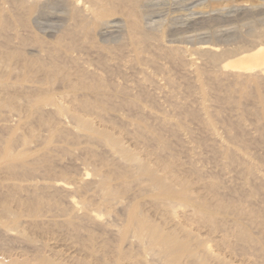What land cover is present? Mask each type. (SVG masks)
I'll return each instance as SVG.
<instances>
[{
    "label": "bare ground",
    "instance_id": "bare-ground-1",
    "mask_svg": "<svg viewBox=\"0 0 264 264\" xmlns=\"http://www.w3.org/2000/svg\"><path fill=\"white\" fill-rule=\"evenodd\" d=\"M147 1L0 0V36H2L4 41H10L9 39L13 38L19 44V47L12 51H8L4 44L0 47V65L10 69V61L15 59L20 64V70L23 75L34 70L40 74V76L36 77V80L30 81L26 79L18 85L10 84L7 81L1 82L0 93L8 96L10 89L20 88L22 89L21 92L29 90L30 93L26 102L29 101V103L36 106L35 111L39 113L48 110L57 119L59 131L70 129L75 136L84 137L85 139L95 138L101 142L113 157V160L122 163L126 169L133 171L131 176L133 181L146 194V199L142 201L141 206L146 207L149 213L158 220V222L150 221L143 214L141 207L133 204L120 228L112 229L106 226L109 229L108 232L115 235L120 245H110L105 241L101 245L100 254L95 256L93 255L91 244L93 238L90 234H87L83 240L79 238L80 234L79 232L77 233V229L80 227L79 222L58 220L59 222L57 221L56 223L71 231L70 240L74 241L78 251L95 262L102 264H108L107 257L109 255L113 258L111 264H139V261L120 263V260L128 257L127 253L121 249V245L124 248L132 245L138 247L141 255L150 256L155 259L157 264H233V239L243 242L247 248L257 246L264 256V238H252L247 231L239 226H234V223H231L229 219L232 215L244 218L252 217L256 212L220 198L219 196L225 195L219 192V188L215 183L202 180L201 169L198 168L199 171L194 168L193 172L190 173V168L185 165L176 164L173 160L162 159L161 154L165 149L169 148V144L163 140L161 134L152 133L149 129L135 124L133 121L121 122L128 130L126 134L132 137L130 139L139 144L138 149L131 150L125 147L120 137L114 136L107 130L96 129L92 120L85 117L86 115H92L98 120L112 119V115L105 114L102 106L115 102L118 94L132 92L128 91L133 90L132 88L130 89V87L125 85L124 87L122 86L123 84L120 86V82L118 86L116 79L115 85L111 82L112 79L109 73L112 74L113 72L115 75H120L125 70L121 71L120 69L122 68L115 66V68H120V72L116 69L113 71L114 69L111 70L109 66H114V62L112 61L113 63L111 62L112 64L110 63L109 66L107 64L109 62L106 63L107 57L116 61L117 58L125 55L126 50L132 52V56L130 53L128 55L132 57L130 61L135 69L134 65L137 64L140 67L141 62L150 65L155 64L154 57L141 55L143 53L147 54L146 52L149 51L153 53V56H160L175 66L183 65V67L187 66V60H189H186L185 55L192 53L195 55L194 58L197 56V59L201 58L205 65L210 64L212 67H216V73L212 77L215 82H233L232 84L238 86L240 90L246 88L264 89V18L260 24L256 23L259 19L251 21L248 30L238 31L234 35L226 34L218 38L214 34L215 36H211L210 39L208 35L206 37L209 41L205 39L200 41L202 38L195 41L196 37L188 41L185 38H180L181 36H178L180 40H176L172 36L175 40H170L169 38L167 40V37H170L169 28H167L168 21L166 23L165 20L159 21L158 19L157 22L151 21V24L146 21ZM217 1L205 0L198 4L197 0V4H194V7L191 6L194 12L191 11V8V10L188 8L194 16L198 17L196 18L192 15L195 18L192 26L200 25L202 27L206 25L208 27L212 24L216 18L212 13L217 9L214 7ZM250 7L246 4L238 6L239 9L245 12ZM51 8L59 10L61 14L59 20L63 25L61 24L62 29L60 31L58 29L56 36L48 35L52 40L49 46L41 44L38 47H34L28 44L27 40L23 39L17 32L8 31L10 23H18V26L27 28L37 22L39 17ZM260 8L262 7H258V9ZM195 14L201 15V17ZM245 14L246 16L250 15L248 12ZM254 17L252 16V18ZM218 19L221 18L218 17ZM115 25L118 26L116 28L121 30V38L113 45H110L102 41V38L106 36L107 30L115 27ZM204 28L202 27L203 30H207V28ZM213 30H210V32H214ZM179 33L176 35H179ZM98 42L101 43V47H98ZM83 48H85L84 56L87 53V48H93L96 52L105 53L108 56H105V59L100 56L102 58L98 60L97 58L100 54H97V62L94 64L96 67H93V64L90 66L88 61L78 58L77 54L80 57L83 55L80 54ZM91 52L89 53L93 55V50ZM72 53H77L75 55L78 57L74 58L76 56L74 55L73 57ZM88 54L85 56L86 58ZM223 58H225L226 62L222 61ZM88 59L90 58L88 57ZM121 59H119L120 61L117 59V61L122 63ZM218 62H225V64L216 66ZM119 63H115V65ZM99 66H102V68L100 69ZM133 68L129 67L130 70ZM123 69L128 68L123 67ZM136 70L138 71V69ZM136 70L133 73L136 74ZM104 72H107L109 78L104 79ZM141 72H143L142 75L144 74L145 78L149 79V83L151 82L150 80H153L147 74L149 72H145V70H141ZM194 75L199 83L197 91L188 88L186 93H200L205 100L206 91L201 86L203 73L196 70ZM105 77H107L106 74ZM107 79L108 81L110 79V82ZM166 82L171 87L175 85L169 80H166ZM49 84L58 85L59 88L61 87L67 91L60 95H56L53 92L50 93L52 89H50ZM41 85H44V87H41ZM135 97L133 94L132 98ZM177 103L172 101V103L168 104L173 107V111L181 113L184 106H179ZM120 105L128 107V104L120 103ZM139 113L141 114V111ZM187 114L195 117V113L192 111L187 112ZM152 116L156 120V117ZM160 117L157 119L158 121H155V123L157 122L156 126L160 128V132L171 131L173 123H170L164 117ZM66 119L74 125L72 128L65 127ZM39 121L47 123L43 117H39ZM206 122L209 123L208 119ZM2 129H10V127L8 128V126L4 125ZM81 131L85 132V134L80 133ZM30 136L36 137L34 134H30ZM231 137L236 141L241 140L237 133ZM150 141L155 143L152 150L140 146V144L146 145ZM217 142L215 143L217 144ZM11 143L12 140L7 141L0 155V174L8 178L16 177L19 169L24 166L25 161L24 154H14L10 150ZM22 144L27 145L25 139L22 140ZM220 148L221 151H219L223 155L221 164L241 167L246 178L257 183L263 182L262 179V181L257 179L258 173H262L250 162L246 161V157L241 159L239 153L230 149L226 144H221L218 149ZM27 171L32 170L28 169ZM114 173L118 176L120 175L116 171ZM88 178V172L83 171L81 173V183L88 180ZM32 184L24 186L10 183L5 186L6 189L10 190L8 197L12 198L18 205L22 203L18 191L27 189L28 195L26 197L29 202V218L22 219L5 202L0 206V253L5 254L3 256L0 255V264H65L43 256L39 251L41 246L32 242L23 231H18L17 229L19 225L24 224L30 230H39L32 231L42 233L40 231H43V229L40 225L50 223H46L48 221L44 222V220H37L36 218L38 217L39 206L42 203L41 197L36 191L50 192L49 188H51V191L62 192L66 198L67 208L71 210L72 218L74 219L79 218L80 221L86 220L94 223L98 220L99 215L93 214L91 211L84 212L81 215V211L86 208V203L76 201L73 195V197H70L69 193L71 192L77 194L75 191L77 188L72 190L66 182L57 181L51 185L44 184L40 186ZM82 184H84L81 186L82 188L87 185V183ZM128 187L129 182L127 181H122L117 186H111L110 178L103 177L95 182V188L88 199L91 202H100L105 208L119 206L122 203V199L116 198L117 194L120 189L126 190ZM256 192V189L245 191V201L253 202L257 195ZM66 194L70 196L66 197ZM16 244L22 249L35 252V254L31 257L24 253H20L17 257L8 255L15 248L14 246L18 247ZM69 244L70 248H75L73 243ZM68 260L74 264H88L86 259H77L76 254L73 255V253L69 255Z\"/></svg>",
    "mask_w": 264,
    "mask_h": 264
},
{
    "label": "rangeland",
    "instance_id": "rangeland-1",
    "mask_svg": "<svg viewBox=\"0 0 264 264\" xmlns=\"http://www.w3.org/2000/svg\"><path fill=\"white\" fill-rule=\"evenodd\" d=\"M201 1L204 2L205 0H198V4ZM194 4H197V0H148L146 3L145 19L148 23L151 21L157 22L158 19L159 21L165 20L166 23L168 21L167 28H169L170 37H167V40H175L172 38L175 37L176 40L185 38L190 41L196 37L195 41L201 38L200 41H203L204 39L207 40L208 35L210 39L211 36L214 37L215 35L219 38L226 34L234 35L238 31H246L250 28L251 21L259 19L256 23L260 24L264 18V0H218L214 5L217 9L212 13L214 17L216 16L214 22L216 21L217 24L212 21L213 25L210 24L208 27L204 25L202 27L207 28V30H203L200 25L192 26L193 19L196 17L191 12L193 11ZM242 4L249 5V7L255 4L253 6L255 9L253 10V7H250L249 10H246L250 14L246 16L245 13L247 12L238 8ZM191 6L193 7L191 8ZM258 7L262 8L258 9ZM188 8L192 10L190 9V11ZM241 11L245 13L242 14L243 12ZM250 11L251 13H249ZM60 15L59 10L51 8L42 14L37 22L29 25L27 28L18 26V23H10L8 31L12 33L17 32L23 39L27 40L28 44L34 47H38L41 44L49 46L52 40L48 35L56 36L55 34L58 29L59 31L62 29L63 24L59 20ZM195 15L199 16L198 14ZM252 16L255 17L252 18ZM218 17L221 19H218ZM116 27L118 26L115 25V27L109 28L102 41L110 45L116 43L121 38V30ZM210 30L214 32L211 31V33ZM177 31L181 33L176 35L178 34ZM217 33H219V36ZM178 36L181 37L179 38ZM9 40L4 41L2 36H0V47L4 44L8 48V51L19 47L16 40L13 38ZM97 45L101 47L100 42ZM84 50L85 48H83L81 53L79 52L83 54L81 57L77 53H72V56L74 57L77 54L79 57L75 55L76 57L74 58L78 57L80 60L88 61V64L90 66L93 64V67L100 56L103 59L108 56L105 53L104 55L96 52L93 48H87L85 56L89 52L92 53V50L94 52L93 55L88 54L90 58L88 59V57L84 56ZM126 52L121 57L122 59H117L118 61L121 59L122 63H120L124 68L129 69L130 66L133 68V64L131 65L132 62L130 61L132 52ZM129 53L130 55H128ZM146 53L141 55L154 57L155 64L150 65L141 62L139 67V65L134 63L138 71L135 68H133L134 71L133 69H129V71L128 69H123L117 59L116 62L114 61L115 59L107 57V61H105L106 63L109 62L107 63L108 66L112 61L114 62V66H109L111 70L114 69L113 71H115L116 69L120 72L119 69L122 68L120 70H125L124 73L126 72L125 74L120 73V75H115L112 72L113 76L109 73L112 79L111 82L114 85L116 83L118 85L120 82V86L123 84L122 86H128L133 90H128L132 91L131 93L128 92V94H118L115 102L102 106L105 114L112 115V119L98 120L92 115H86L85 117L92 120L96 129H104L114 134V136L120 137L125 147L131 150L138 149L139 144L130 139L132 137L126 134L128 130L121 122L133 121L135 124L149 129L152 133L161 134L163 140L169 144V148L162 152L161 158L173 160L176 164L185 165L190 168V173L193 172L194 168L201 169L202 180L215 183L219 188V192L225 195L219 196L220 198L256 212L254 216L248 218L232 215L229 218L231 223L247 231L254 239L264 238V89L246 88L240 90L238 86L232 84L233 82L217 83L212 79L216 73V67H212L210 64L205 65V62L203 63L201 58L197 59V55L194 58L195 55L192 53L185 55L186 60L189 59L187 60L186 67H183V65L175 66L160 56H153V53H150V51ZM97 54L100 55L96 59ZM80 60L78 61L80 62ZM224 61L226 62V60ZM225 62H218L216 66H222ZM115 63H119L120 65H115ZM9 64L10 69H6L0 65V83L7 81L10 84L18 85L26 79L33 81L37 79V76H40L35 70L23 75L20 70V64L15 59L11 60ZM128 65L130 66L128 67ZM115 66L120 68H115ZM99 68L101 69L102 66H99ZM135 70L137 71L136 74L133 73ZM141 70L149 72L147 74L151 76V79L153 78V80H150V83L149 79L145 78L144 74L142 75L143 72ZM196 70L203 73L201 86L206 91V101L201 97L200 93L197 94L195 92L199 85L194 75ZM105 74L107 77H105ZM105 74L104 79L109 78L107 72ZM166 80H169L173 85L175 84L173 86L174 89L171 85L167 84ZM108 82H110V79ZM160 82L161 84H159ZM44 85H41V87H44ZM49 87L52 89L50 93L53 92L56 95L67 91L61 87L59 88L58 85H50ZM188 88L195 90V93H186ZM10 90L8 96L0 93V155L7 141L12 140L10 150L14 154H24L25 161L24 166L19 169L16 177L8 178L0 174V206L5 202L22 219H28L29 202L26 197L28 195L27 189L18 191L22 202L18 205L12 198L8 197L10 190L6 189V184L14 183L30 186L34 183L32 185L38 184L40 186L44 184L51 185L57 181H61L68 183V186L72 190L77 188L75 190L77 194L71 192L69 193L71 196L69 194L68 196H74L73 198L76 201L86 203V208L84 211H81V215L89 211L99 215L98 220L94 223L87 222L86 220L80 221L79 218L74 219L72 218L71 210L67 208L66 198L62 192L51 191V188H49L50 192L37 190L36 193L41 197L42 203L39 206L38 217L36 218L37 220H44V222L48 221L46 223H50L40 225L43 229V231H40L42 233L32 231L37 229L30 230L24 224L19 225L17 229L18 231H23L32 242L41 246L39 251L43 256L65 264H74L68 260L69 255L73 253V255L76 254L77 259H86L88 264H102L95 262L78 251L74 241L70 240L71 231L63 225L57 224L58 220L79 222L80 227L77 229V233L79 232L80 234L79 238L83 240L87 234H90L93 238L91 244L94 256L100 254L101 245L105 241L110 245H120L115 235L108 232L109 229L106 226L112 229L120 228L133 204L139 205L143 214L150 221L158 222L157 218L150 214L146 207L141 206L142 201L146 199V194L133 181L131 177L133 171L126 169L122 163L113 160V157L101 142L95 138L85 139L84 137L75 136L70 129L59 131L57 119L48 110L39 113L35 111L36 106L29 103V101L26 102L30 93L29 90L25 92H21L22 89L20 88ZM133 94L136 96L135 98H132ZM172 101L178 102L179 106H184L181 113L173 111V107L168 104L172 103ZM120 103L128 104V107H124ZM139 111H141V114ZM191 111L195 113V117L187 114V112ZM152 115L156 117V120L152 118ZM39 117H43L47 123L40 122ZM159 117H164L170 123H173L171 131L160 132V128L156 126L157 122L155 123ZM207 119L210 125L206 122ZM66 120L69 122L68 119ZM66 123V128L74 126L71 122L67 123L68 125ZM4 125L8 126V128L10 127V129H2ZM80 133L85 134L82 131ZM236 133L241 137L240 141L232 139L231 136ZM30 134H34L36 137L30 136ZM23 139L26 140L27 145L22 144ZM218 143L220 145L226 144L230 149L238 152L241 159L246 157L245 160L262 173H258L257 179L258 181L263 180V182L257 183L246 178L241 167L221 164L223 155L220 152L221 148L218 149L220 147ZM154 145L155 143L151 141L146 145L140 144L141 147L148 150H152ZM28 169L32 171H27ZM83 171L89 174L88 180L82 182L87 183L84 188L81 187L84 185L81 183V173ZM115 171L120 173V175L118 176L114 173ZM103 177L110 178L111 186H117L122 181L129 182V187L126 190L120 189L117 194L116 198L122 199V203L119 206L105 208L100 202H91L88 199L95 188V182ZM249 189L257 190L255 200L251 203L245 201V191ZM68 196L66 194V197ZM65 242L73 243L76 250L75 248H70V244ZM14 247L8 254L12 257H17L20 253H24L30 257L35 254V252L22 249L20 246H18L20 248ZM70 249L72 250L69 251ZM121 249L127 253L128 257L120 260V263L139 261V264H157L155 259H152L150 256L141 255V251L136 246L132 245L124 248L121 245ZM233 249V264H264V256L257 246L247 248L243 242L233 239ZM0 255L3 256L5 254L0 253ZM107 258L108 264H111L113 258L110 255Z\"/></svg>",
    "mask_w": 264,
    "mask_h": 264
}]
</instances>
